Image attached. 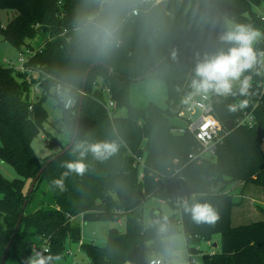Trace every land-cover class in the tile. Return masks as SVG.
<instances>
[{
  "label": "trees",
  "instance_id": "obj_1",
  "mask_svg": "<svg viewBox=\"0 0 264 264\" xmlns=\"http://www.w3.org/2000/svg\"><path fill=\"white\" fill-rule=\"evenodd\" d=\"M261 4L264 0H159L158 4L123 0L117 17L119 44L107 55L98 56L85 50L76 31L78 18L96 11L98 0H0V10L15 12L1 28L3 40L21 51L23 47L33 49L28 42L39 39V48L26 67L52 78L43 81L42 94L31 104L28 93L33 78L26 80L11 68L0 67V159L19 176L7 181L0 175V264H23L33 247L43 245L48 248L46 254L63 259L67 243H80V228L71 224L78 216L84 220L125 218L126 231L111 230L104 246L80 245L90 264H145V241L178 232L183 233L189 254H201V264H264V220L232 227L236 203L227 192L232 183L239 182L258 187L264 194V153L260 148L264 97L259 98L257 87L260 65L245 73L252 77L246 96L239 95V84L233 89L236 95L210 94L214 116L222 128H226L225 122L233 123L212 159L191 161L189 155L198 149L194 137L171 132L172 110L191 91L197 54L213 53L221 46L218 37L225 31L223 19L251 25L263 33L264 25L254 12ZM16 76L24 80L19 83ZM147 78L162 81L165 109L151 103L137 108L130 103V85ZM99 82L109 89L116 104L113 115L106 110L107 96L97 88ZM56 84L74 100L71 109L65 110L61 96L53 92ZM49 96L55 98L63 120L72 121L73 129L81 105L74 143L46 164L56 153L39 160L30 144L47 120L43 104ZM244 100L247 105L240 108ZM257 101L255 125L236 126L235 121ZM230 105H237V110L231 111ZM119 108L127 110L125 117L114 116ZM105 141L115 142L119 150L104 160L91 152L81 157L82 150L77 149L80 143ZM135 157L144 158L142 178ZM78 160L86 165L82 175L64 166ZM61 178L63 190L53 188L51 181ZM172 180L182 197L179 206L174 204L177 193ZM42 184L47 192L40 189ZM149 198L179 210V218L167 217L166 233H160L156 223H164L160 213L152 212L149 224L142 225L136 210ZM195 203L209 204L220 216L217 223L194 221L184 205ZM215 235L219 236V252L202 253L200 243Z\"/></svg>",
  "mask_w": 264,
  "mask_h": 264
},
{
  "label": "rangeland",
  "instance_id": "obj_2",
  "mask_svg": "<svg viewBox=\"0 0 264 264\" xmlns=\"http://www.w3.org/2000/svg\"><path fill=\"white\" fill-rule=\"evenodd\" d=\"M256 14L264 15V5L254 8ZM15 16L14 11L0 10V32L1 27H5L8 22ZM224 28L226 30L227 22L230 20L223 19ZM232 22V21H230ZM234 23V22H233ZM264 33V32H263ZM31 47L36 50L39 48V39L28 42ZM27 48L23 47L21 51L5 42L0 33V67L13 68L17 65V58L20 52H26ZM37 78V74H33ZM20 83L24 79L22 77H15ZM27 80V78H26ZM238 85L236 83L234 88ZM32 86V85H31ZM65 100V95L61 99V103ZM130 103L137 108H145L148 104H153L160 109L166 108V90L161 80L155 78H147L134 82L130 85ZM48 117L44 123L43 130L39 135L31 141V148L39 160H43L51 154L58 153L61 147L67 145L70 141L73 124L72 121H65L62 118L61 110L57 106V102L53 96L47 97L43 104ZM127 110L119 108L115 111V117H125ZM172 126H181V122L175 118H171ZM0 175L7 181L19 179L14 168L0 159ZM247 187V188H246ZM41 190L47 192V187L42 184ZM245 189L250 194L255 196V205H250L247 202L242 204V199L238 196L245 193ZM234 201L235 207L232 210L231 226L237 227L247 225L252 222L264 220V194L258 187L242 183H232L228 188ZM244 192V193H243ZM240 210L244 212V218L240 217ZM141 215L142 225L147 226L150 222L151 213H160L165 217L175 215L179 218V210L170 205L161 202L155 198H149L137 207L136 210ZM241 211V212H242ZM71 224L80 228V243H67V252L63 259L58 261V264H90L82 252L81 244H93L97 247L105 245L108 234L111 230L124 233L126 231L125 218L120 217L119 220L113 218L84 220L80 216L71 219ZM219 241V236L214 237ZM202 249L205 244L201 243ZM145 264H148L149 259L158 256L165 264H188L189 259L196 260L195 264H201L200 253H188L185 238L183 233L178 232L173 235L163 236L155 239L147 240L142 245ZM210 250V249H209ZM211 251V250H210ZM219 252V250H218ZM190 255V256H189ZM131 264V263H126Z\"/></svg>",
  "mask_w": 264,
  "mask_h": 264
},
{
  "label": "clouds",
  "instance_id": "obj_3",
  "mask_svg": "<svg viewBox=\"0 0 264 264\" xmlns=\"http://www.w3.org/2000/svg\"><path fill=\"white\" fill-rule=\"evenodd\" d=\"M123 0H98V8L94 12L87 13L77 20L76 31L86 51L98 56L107 55L119 44V22L118 13ZM264 38V33L251 25L227 22L226 30L219 34L220 47L213 53L197 54L189 87L191 91L182 99L184 104L196 103L195 98L200 97L207 100L210 94L227 97L236 95L233 91L234 85L239 84V95L246 96L251 88V75L246 72L264 66V51L257 52L255 43ZM176 53H173V58ZM257 74H259L257 72ZM65 108L72 106L70 95L65 94ZM247 105V100L240 103L239 107ZM203 107L202 104L199 105ZM231 111L237 110V105H230ZM81 157L91 152L96 159L104 160L114 155L119 150L115 142L80 143L77 145ZM69 172L83 174L86 165L82 160L67 162L64 165ZM68 172L64 173L67 176ZM53 188L63 190V179H53ZM185 211L190 212L192 219L199 222L216 224L220 219L218 213L207 203H195L191 206L184 205ZM160 225L159 232L166 233L167 217L164 223L156 221ZM59 255L46 254L45 251L33 250L23 261V264H54L60 260Z\"/></svg>",
  "mask_w": 264,
  "mask_h": 264
},
{
  "label": "built area",
  "instance_id": "obj_4",
  "mask_svg": "<svg viewBox=\"0 0 264 264\" xmlns=\"http://www.w3.org/2000/svg\"><path fill=\"white\" fill-rule=\"evenodd\" d=\"M143 2H152L153 4H158L159 0H143ZM137 11L133 10L132 15H136ZM257 19L264 25V15L257 14ZM260 46L257 48V52L264 51V38L259 39L254 47ZM38 49V48H37ZM36 49V50H37ZM34 49H28L26 52H20L17 58V65L12 69L23 76L28 78H33V82L30 84V89L28 93L29 102L32 104L36 101V99L42 94V84L43 81L52 80V78L48 75L39 74V72L33 71L30 68L26 67V63L30 57L35 54ZM37 74V78L33 77V74ZM260 74V81L257 83V87L259 89V98L264 97V66H260L259 69ZM32 85V86H31ZM97 88L107 96L106 99V110L109 114L113 115V111L116 108V104L112 101L109 97V89L102 85L99 82ZM53 92L57 96L62 97L67 93L66 90H63L60 84H56L53 87ZM72 99V98H71ZM183 99V98H182ZM182 99L176 105V107L172 110L173 118L177 119L181 122V126H172L171 132L175 135L182 136V135H191L194 137L198 144L197 152L190 154L189 159L191 161L201 162L202 160H210L214 157L215 150L219 144L222 143L223 138L227 135L228 129H223L221 124L214 116L213 107L211 103V97L207 100H203L200 97H196V103L193 104H184L182 103ZM73 103L70 108H65L64 104L66 99L63 101V108L65 110H69L74 106V100L72 99ZM258 101L251 104V109L245 111L241 117H239L235 121L236 126H243L252 128L255 125V119L253 112L258 105ZM202 104L203 107L199 105ZM31 105L29 106V110H31ZM261 151L264 153V136L261 139L260 144ZM136 167L139 171V178H142V168L144 165V158L135 157ZM179 182H184L182 177H179ZM171 185L173 188L176 189L177 198L175 199V206H179L182 202V197L180 195V190H178L176 186V182L174 180L171 181ZM41 250V251H48L46 245L41 247H33V250ZM190 256V255H189ZM196 260L189 259L188 264H195ZM148 264H165L161 260L150 261Z\"/></svg>",
  "mask_w": 264,
  "mask_h": 264
},
{
  "label": "water",
  "instance_id": "obj_5",
  "mask_svg": "<svg viewBox=\"0 0 264 264\" xmlns=\"http://www.w3.org/2000/svg\"><path fill=\"white\" fill-rule=\"evenodd\" d=\"M93 66H94V65H92V67H93ZM86 77H87V73H86V75L84 76L83 86H84V84H85ZM83 90H84V89H83V87H82L81 95L83 94ZM80 105H81V102L78 104V110H77V112H78L77 114H78V115H77V119H76L75 124H74V129H73L72 137H71V139H70L68 145H67L66 147H64V149H62V150H61L60 152H58L56 155H54L52 158H50L48 161H46V164L50 163L51 161L57 159L59 156L63 155V154H64V153H65V152H66V151L72 146V144L74 143V140H75V138H76V134H77V129H78V120H79V114H80ZM225 127H226V129L231 130V129L233 128V123H232L231 121L225 122ZM43 169H44V167H42V169H41V170L39 171V173L37 174L36 178L31 182V184H30V186H29V190H28L27 196H29V195L31 194V192H32V190H33V187H34V185H35L36 179L39 177V175L41 174V172L43 171ZM25 205H26V202H25L24 205H23V209L25 208ZM20 220H21V215H20V217H19V219H18V221H17V225H16L15 229H17ZM13 237H14V235H13ZM13 237H12V239L10 240V243L12 242ZM10 243H9V245H10ZM9 245H8V247H9ZM8 247H7V249H6L5 255H4L3 259L1 260V262H4V259H5L6 256H7V253H8Z\"/></svg>",
  "mask_w": 264,
  "mask_h": 264
},
{
  "label": "crops",
  "instance_id": "obj_6",
  "mask_svg": "<svg viewBox=\"0 0 264 264\" xmlns=\"http://www.w3.org/2000/svg\"><path fill=\"white\" fill-rule=\"evenodd\" d=\"M1 28H3V27H1ZM247 188V187H246ZM248 189H245L244 191H245V193L243 194V195H240V196H238V197H240L241 199H242V204L243 203H245V202H247L248 204H250V205H255V203L257 202L256 201V199H255V196H253V195H249L252 191H250V190H248V191H250V193L247 191ZM162 202V201H161ZM236 203V202H235ZM242 210H240V217L241 218H244V212L242 211ZM231 221H232V217H231ZM215 237V236H214ZM214 237H212V239L210 240V241H208V242H201V243H204L205 244V248L204 249H202V247H201V243H200V245H199V250L202 252V253H217L218 252V250H219V241H217ZM92 244V243H91ZM211 251H210V250ZM143 251V250H142ZM150 261H155V260H160V258H158V256H154V257H152V258H150L149 259ZM149 261V262H150ZM148 262V263H149Z\"/></svg>",
  "mask_w": 264,
  "mask_h": 264
}]
</instances>
